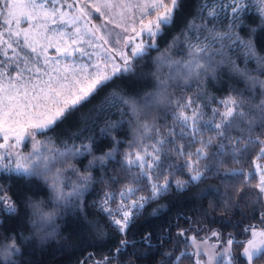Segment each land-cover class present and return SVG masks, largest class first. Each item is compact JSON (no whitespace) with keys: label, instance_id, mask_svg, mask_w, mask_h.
I'll return each mask as SVG.
<instances>
[{"label":"snow or ice","instance_id":"1","mask_svg":"<svg viewBox=\"0 0 264 264\" xmlns=\"http://www.w3.org/2000/svg\"><path fill=\"white\" fill-rule=\"evenodd\" d=\"M52 241L264 264V0H0V264Z\"/></svg>","mask_w":264,"mask_h":264},{"label":"trees","instance_id":"2","mask_svg":"<svg viewBox=\"0 0 264 264\" xmlns=\"http://www.w3.org/2000/svg\"><path fill=\"white\" fill-rule=\"evenodd\" d=\"M208 187H221L220 182L215 178H209L208 180L201 183L198 187H193L189 193L184 194L185 198L191 196L192 194H199L201 190ZM175 197L170 194L167 200L161 201V203H166L168 200H174ZM204 206H208V202L204 201ZM59 247L58 241H52L47 248L41 252L37 250L31 259L34 261V264H66V256L62 253H57L56 249ZM139 264H151V261L148 259L141 260Z\"/></svg>","mask_w":264,"mask_h":264}]
</instances>
